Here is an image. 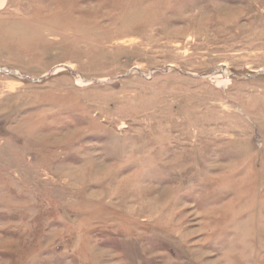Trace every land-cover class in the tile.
I'll return each mask as SVG.
<instances>
[{
	"label": "rangeland",
	"instance_id": "1",
	"mask_svg": "<svg viewBox=\"0 0 264 264\" xmlns=\"http://www.w3.org/2000/svg\"><path fill=\"white\" fill-rule=\"evenodd\" d=\"M0 264H264V0H0Z\"/></svg>",
	"mask_w": 264,
	"mask_h": 264
}]
</instances>
